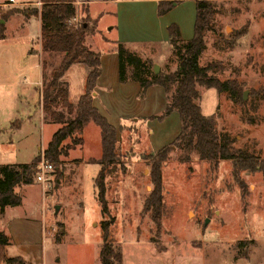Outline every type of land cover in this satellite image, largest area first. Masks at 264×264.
I'll return each mask as SVG.
<instances>
[{"label":"rangeland","instance_id":"1","mask_svg":"<svg viewBox=\"0 0 264 264\" xmlns=\"http://www.w3.org/2000/svg\"><path fill=\"white\" fill-rule=\"evenodd\" d=\"M6 1L0 0V16L8 14L0 40V165L27 164L34 157L36 163L59 125L44 119L38 106L44 73L38 54L30 52L37 50V22L33 16L25 21ZM19 1L33 0H15V5ZM212 1L213 30L204 37L198 62L216 61V77L242 83L243 103L199 87L200 107L204 115L214 114L216 131L227 134L246 157L208 161L194 151L172 148L180 122L175 111L158 119L166 103L162 93L143 102L138 95L134 99L132 89L127 102L119 100L123 93H115L119 102L109 116L118 133L113 161L104 166L107 210L102 213L93 182L100 170V131L88 122L62 142L63 154L54 163L45 198L33 178L24 189L14 188L21 192L22 204L0 217V230L8 224L15 234L31 233L43 218L54 231L39 238L48 263L100 264L104 222L108 241L122 253L121 264H264V98L251 93L264 83V0ZM186 5L193 4H182V18ZM22 7L33 6L27 2ZM76 16L89 23L84 6H77ZM112 23L108 14L97 28L109 37L113 32L106 28ZM125 46L152 61L158 72L177 66L166 43ZM40 57L48 62L47 75L60 59L42 52ZM136 111L154 115L138 118ZM75 137L82 143L74 145ZM162 147L171 150L156 163ZM155 177L160 207L145 209Z\"/></svg>","mask_w":264,"mask_h":264},{"label":"trees","instance_id":"2","mask_svg":"<svg viewBox=\"0 0 264 264\" xmlns=\"http://www.w3.org/2000/svg\"><path fill=\"white\" fill-rule=\"evenodd\" d=\"M76 0H38V7L14 8L13 12L25 16H37L40 22L39 43L41 52L50 55H60V59L47 75L45 72L48 62L41 59L43 71L42 87L40 88V106L44 119L59 125L52 134L46 148L43 150L45 159L58 163L63 154L62 142L80 132L88 122L99 127L102 155L97 161L100 170L93 182L96 189V199L101 211L107 210L105 199L104 169L106 163H111L114 157L116 144V128L101 115L92 105V97L96 80L100 74L99 54L88 49L84 44L85 35L93 30L87 21L71 22L76 17ZM195 19L193 35L189 40L180 38L176 24L167 27L168 43L177 66L173 71H159L152 69V61L143 59L125 44L116 43L118 56V80L121 83L135 81L139 85L138 96L144 97L145 91L152 85L160 86L165 94V107L158 119H163L171 112L178 114L180 131L172 148L194 151L201 160H242L246 153L232 145V139L225 133L215 129L214 114L204 115L200 107L199 87L212 88L217 93H225L235 102L243 103L242 83L237 79L220 80L213 72L220 66L218 62H208L200 65L199 56L205 49L204 37L213 30L212 18L215 5L212 0H194ZM179 0H160L157 3V14L163 15ZM9 3V2H7ZM8 14L0 16V40L4 38ZM234 41L230 43L233 46ZM74 63H82L89 68L86 76L83 94L77 103L68 101L67 85L61 77ZM255 97L264 98V83L255 90H251ZM74 145L82 143L81 138L71 139ZM171 148V147H170ZM171 149L162 147L155 154L156 163L165 159L166 152ZM35 157L28 164L0 165V212L7 206L14 207L20 204V197L14 193L19 185L32 183L31 167ZM54 166V171H55ZM156 173V164H153ZM264 173V172H263ZM154 188L145 201V209L150 206L154 210L160 207V184L157 177L153 178ZM103 241L99 251L100 264H121L122 253L108 241V227L102 223ZM10 242L9 237L0 231V263L25 264L20 257H7L4 248Z\"/></svg>","mask_w":264,"mask_h":264},{"label":"crops","instance_id":"3","mask_svg":"<svg viewBox=\"0 0 264 264\" xmlns=\"http://www.w3.org/2000/svg\"><path fill=\"white\" fill-rule=\"evenodd\" d=\"M158 1L160 0H76L75 1L76 12H77V6H84V11L86 13V16L88 17L89 24L94 27L92 31L88 32L85 35L84 44L88 49L97 52L99 54V59H100V74L96 80V85L92 97V105L113 126L114 124L109 116L110 110L113 109V107L116 105V102H119V100L120 102L121 100L124 102H127L129 100V94H128L129 89H132L134 99H136V96L138 95V91H139V85L137 82L127 81L121 83L118 80V56L116 53V43L121 42L125 45L131 43H149L153 45L154 44L163 45L166 43V46H170L168 43V31H167V27L170 24H176L178 26L180 32V38L184 41L189 40L193 35V25L195 19L194 0H190V1L179 0L178 3H174L173 7L169 11H167L165 14L160 16L156 15ZM27 2L33 7H38L37 6L38 0L27 1ZM27 2L19 1L17 2L18 5H15V2L8 4L12 6H16L18 8L20 5L22 6V4ZM185 2H190L193 5L192 6L186 5L185 7L186 11L184 12L185 14L182 18L181 6ZM19 14L23 16L25 21L30 17V16H25L22 13H17V15ZM108 14H110V16L113 17V23L111 24V26H108L106 30L112 31L113 33H111L109 37H106L104 34H102L101 29L99 30V28H97V26L98 24H100V20L105 16H107ZM148 16H150V18H148ZM33 18L37 22V30H38V36L36 38L37 50H31L30 52L33 53L36 52L38 54V61L40 63V68H41V57H40L41 48L38 40L39 32H40V22L37 16H33ZM5 30H6V24H5ZM25 53L29 54V51L27 50L25 51ZM88 72H89V68L86 65L82 63H74L67 69L64 75L61 77L60 80L66 83L67 85L68 101L71 104L75 105L79 97L83 94L85 87V80ZM157 86L158 85H152L146 89L144 97L141 99L142 102L147 100L148 98L153 97V95L159 96L160 93L163 94V101H165V94L163 89H160ZM38 92L40 98V84L38 85ZM115 93L118 94L123 93L121 99L119 100L116 99L113 96ZM38 106L39 109H41L40 99ZM172 113H174V111L171 112L169 115H171ZM133 115L138 116V118L139 117L146 118L154 114L149 115L148 112H142L141 114L136 111L134 112ZM166 117H164L163 119H165ZM138 118L134 119V121L135 120L137 121ZM147 121L151 122L153 120H147ZM29 162H27V164ZM26 185H31V184H26ZM26 185L22 184L17 187H21V189H24ZM14 193L20 197V204L18 205L20 206L22 204L21 192L19 193L14 191ZM18 206L5 207L3 211L0 212V217H4L8 209H12ZM17 224L19 225V223ZM5 227L6 230L4 229L0 230L3 233H5L10 239L9 244L6 245L4 248L5 256L20 257L25 264H58L59 262L58 259H53L50 263H48L46 255H44L42 247L40 246L41 243L39 241V238L43 234L47 236H51L54 233L52 227H50L49 224H45L43 218L41 222V227L39 229L37 228L36 231L32 229L31 233H29L27 230L24 232L20 231L19 233L17 232L15 234L14 229H11L8 224H6ZM35 234L37 235V239H35Z\"/></svg>","mask_w":264,"mask_h":264},{"label":"built area","instance_id":"4","mask_svg":"<svg viewBox=\"0 0 264 264\" xmlns=\"http://www.w3.org/2000/svg\"><path fill=\"white\" fill-rule=\"evenodd\" d=\"M9 3L15 2V0H8ZM71 22H77V18L74 17L71 19ZM32 178L41 186V191L43 193V198L47 195L45 194L51 186L52 176L54 172V165L45 159L43 153L41 154L40 159L32 165Z\"/></svg>","mask_w":264,"mask_h":264},{"label":"water","instance_id":"5","mask_svg":"<svg viewBox=\"0 0 264 264\" xmlns=\"http://www.w3.org/2000/svg\"><path fill=\"white\" fill-rule=\"evenodd\" d=\"M153 71H154L155 73H158L157 65H154V66H153ZM58 208H59V206L56 205V206H55V212L58 210Z\"/></svg>","mask_w":264,"mask_h":264}]
</instances>
